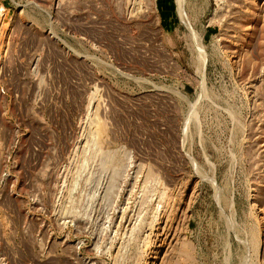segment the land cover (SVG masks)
I'll list each match as a JSON object with an SVG mask.
<instances>
[{"label": "rangeland", "instance_id": "rangeland-1", "mask_svg": "<svg viewBox=\"0 0 264 264\" xmlns=\"http://www.w3.org/2000/svg\"><path fill=\"white\" fill-rule=\"evenodd\" d=\"M0 264H264V0H0Z\"/></svg>", "mask_w": 264, "mask_h": 264}]
</instances>
